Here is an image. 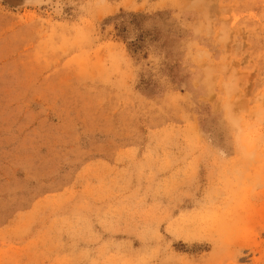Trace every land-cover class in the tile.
<instances>
[{
    "label": "rangeland",
    "instance_id": "rangeland-1",
    "mask_svg": "<svg viewBox=\"0 0 264 264\" xmlns=\"http://www.w3.org/2000/svg\"><path fill=\"white\" fill-rule=\"evenodd\" d=\"M0 264H264V0H0Z\"/></svg>",
    "mask_w": 264,
    "mask_h": 264
}]
</instances>
